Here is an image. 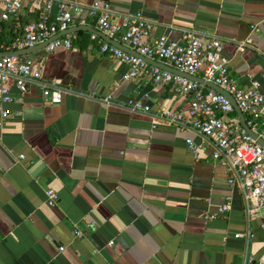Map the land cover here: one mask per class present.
Masks as SVG:
<instances>
[{
  "label": "crops",
  "instance_id": "obj_1",
  "mask_svg": "<svg viewBox=\"0 0 264 264\" xmlns=\"http://www.w3.org/2000/svg\"><path fill=\"white\" fill-rule=\"evenodd\" d=\"M75 1L107 3L111 22L140 13L152 24L148 42L160 36L180 42L184 31L214 37L229 76L243 89L256 82L264 94V27L248 29L264 16V0ZM36 16L30 0H21L16 29ZM91 29V20L68 29L72 49L23 55L39 62L46 81L58 82V104L35 86L18 96L7 85L13 101L0 120V264L264 261L261 215L247 217L242 193L228 185L220 160L211 159L210 143L186 129H151L150 115L127 107L138 101L151 113L183 112L189 96L175 95L170 83L155 86L145 74L123 81L126 67L98 52ZM245 38L258 52L236 51ZM45 190L57 196L53 207L44 203Z\"/></svg>",
  "mask_w": 264,
  "mask_h": 264
},
{
  "label": "built area",
  "instance_id": "obj_2",
  "mask_svg": "<svg viewBox=\"0 0 264 264\" xmlns=\"http://www.w3.org/2000/svg\"><path fill=\"white\" fill-rule=\"evenodd\" d=\"M30 7L31 12L37 14L36 19L21 26L19 35L10 43L8 51H0V120L8 118L10 112L7 106L13 101L8 83L12 84L18 96L23 95L30 86H35L50 104H58L62 95L57 81L48 82L43 78L37 60L10 53L31 49L43 42H47L43 47L45 53L56 49H72L71 41L74 37L67 34L68 29L72 26H85V22L91 20L103 37L112 41L117 38L132 51L124 52L89 33V40L97 41L100 54L126 67L121 76L123 81L145 74L155 86L170 83L175 95L189 96L188 108L183 112L162 109L151 113L148 106L138 101H127V107L132 112L150 115L153 118L151 129L156 126L186 129L210 143L211 159L220 160L227 172L228 185L236 184L240 189L247 217L261 215L260 229L264 232V147L242 129L229 101L223 95L151 66L140 58L164 61L172 69L190 76L200 73L201 80L215 85L232 98L247 128L264 142V94L258 91L256 82L251 81L248 88L243 89L229 76L226 61L220 56L221 43L218 39L184 31L180 42L170 41L166 36L148 42L146 39L152 28L149 21L136 13L111 22L110 7L105 2L82 4L75 0H30ZM20 9L21 0H0V24L16 18ZM259 26L264 27V16L249 25V32ZM244 49L257 51L250 38L236 43V51L242 52ZM109 99L106 97L99 101L107 103ZM185 144L194 155L196 147L191 140L185 139ZM56 201L57 196L53 191H44L45 205L53 207ZM227 208L228 203H225L217 208V212L222 213ZM73 233L76 237L80 236L77 230ZM242 264H264V261L243 257Z\"/></svg>",
  "mask_w": 264,
  "mask_h": 264
},
{
  "label": "water",
  "instance_id": "obj_3",
  "mask_svg": "<svg viewBox=\"0 0 264 264\" xmlns=\"http://www.w3.org/2000/svg\"><path fill=\"white\" fill-rule=\"evenodd\" d=\"M80 30H85L87 31V29L85 28H81V27H76L73 29V31H80ZM91 31L93 32V34H96L98 37H100L103 41L109 43V44H112L113 46L117 47L118 49L124 51V52H128L124 47H122L120 44L110 40V39H107L105 37H103L98 31L94 30V29H91ZM70 33L69 31H67V34ZM58 36V35H57ZM47 42H43L41 44H38L36 46H34L33 48L31 49H23V50H20V51H16V52H11L10 54H14L16 56H21V55H30L38 50H41L43 49V47L46 45ZM3 54V53H2ZM134 54V53H133ZM1 55V53H0ZM138 56V55H137ZM141 59L145 60L149 65H152V66H155V67H158L160 69H163L165 71H168L172 74H175V75H179L189 81H192V82H195V83H198V84H201V85H204L205 87L209 88V89H212L213 91H215L216 93H219L221 95H223L230 103L235 115L237 116V119L239 121V124L240 126L242 127V129L246 132V134H248L258 145H260L261 147H264V142L261 141L260 139H257L255 137V135H253L250 130L247 128V126L245 125L244 123V119L241 115V113L238 111V109L236 108V105L234 104L232 98L226 93L224 92L223 90H220L219 88H217L215 85H212L210 83H207V82H204L203 80H201L200 78H197V77H194V76H190V75H187V74H183V73H179L178 71L174 70V69H171L169 67H166V66H163L161 64H158L156 63L155 61H152V60H148V59H144L143 57H140Z\"/></svg>",
  "mask_w": 264,
  "mask_h": 264
},
{
  "label": "trees",
  "instance_id": "obj_4",
  "mask_svg": "<svg viewBox=\"0 0 264 264\" xmlns=\"http://www.w3.org/2000/svg\"><path fill=\"white\" fill-rule=\"evenodd\" d=\"M14 19L15 18H12L8 22L0 24V51L1 52L8 51L10 43L20 33V29L17 30L15 27L16 21ZM81 35H85V33L76 32L74 34V36H81Z\"/></svg>",
  "mask_w": 264,
  "mask_h": 264
}]
</instances>
